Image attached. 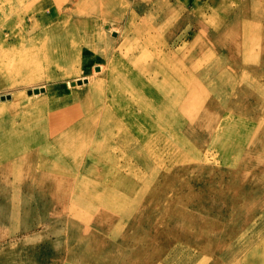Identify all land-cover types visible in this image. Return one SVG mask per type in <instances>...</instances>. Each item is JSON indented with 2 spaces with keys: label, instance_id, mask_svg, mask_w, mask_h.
<instances>
[{
  "label": "rangeland",
  "instance_id": "374dc122",
  "mask_svg": "<svg viewBox=\"0 0 264 264\" xmlns=\"http://www.w3.org/2000/svg\"><path fill=\"white\" fill-rule=\"evenodd\" d=\"M0 13V264H264V0ZM159 64L181 73L157 120L144 84ZM89 126L120 142L113 161L102 141L74 147Z\"/></svg>",
  "mask_w": 264,
  "mask_h": 264
},
{
  "label": "bare ground",
  "instance_id": "6f19581e",
  "mask_svg": "<svg viewBox=\"0 0 264 264\" xmlns=\"http://www.w3.org/2000/svg\"><path fill=\"white\" fill-rule=\"evenodd\" d=\"M8 2H10V0H8ZM22 2H23V0H22ZM13 6L12 5H10V8H12ZM57 13H59V11L58 10H56L55 11V14H54V16H57V15H59V14H57ZM0 14H2V16H0V19L1 20H4V19H6L7 18V22L5 23V25L8 23V14H5V13H0ZM43 22H47V20H46V18H44L43 19ZM0 26H2V25H0ZM20 32H19V35L22 37V38H24L25 36H27V35H30V34H32V33H34V32H30V34L28 33H24V29L23 30H19ZM22 31V32H21ZM51 34V36H52V33H50ZM2 35H3V30H1L0 31V43H3L4 44V42H3V39H1V37H2ZM66 39V38H65ZM62 44H64V42H62V43H60L59 44V46L60 45H62ZM59 46L58 47H54V48H52V51H57V52H59V51H66L67 52V50L63 47L62 49H60L59 48ZM93 55H95L96 53H97V49H91V51H90ZM68 53V52H67ZM173 54V53H172ZM170 56V55H169ZM172 57V56H171ZM178 57V56H177ZM260 60H262V59H260V57H257L256 58V61H255V63L253 64V67H255V69H259L260 68V66H262L263 64H264V62L263 61H261L260 62V65L259 66H257V68H256V63L258 62V61H260ZM176 61V60H175ZM199 59H198V61L195 63L196 65H198L199 64ZM177 62V61H176ZM178 63V62H177ZM181 65V64H180ZM236 67L235 68H233V69H238L240 66L236 63V64H234ZM234 65H232V66H234ZM168 66H169V64H168ZM264 66V65H263ZM171 67V66H170ZM181 67V66H180ZM144 70H148L146 67H144L143 68ZM158 70H156L155 71V75L154 76H157V77H152V79H150V82H148V81H146L145 82V86H148V87H150L154 92H149V94H150V96L148 97L149 99V101H155L156 103H155V105H152V110H151V112H150V114H147L146 116L147 117H154V118H156L157 120H160V119H162V116H161V109H162V105H165V102L166 103H168L167 101H168V96H169V92L168 91H166L165 92V90H167L168 89V87H172V82L170 81L171 79H174V78H179L180 77V71L178 70V69H176V66L174 65L173 67H171V68H166L165 66H163V65H160L159 64V67L157 68ZM150 73H153L154 71H149ZM212 75H216V73H218V69L217 68H215V69H213V71H212ZM161 78V81H159L157 78ZM88 78H85L84 80H87ZM87 81H89L90 82V79H88ZM133 87V86H132ZM32 94H31V97L32 96H34V92L32 91L31 92ZM30 95V94H29ZM147 100V101H148ZM100 110H101V108H100V105H95V107H94V109H93V111H94V113L92 114V116L88 119V122H91V121H93V122H95V120L96 119H98L97 118V116H98V114L100 113ZM108 116V115H107ZM174 117V116H173ZM34 119H37V117L35 116V118ZM31 120H33L32 118H31ZM0 123H5L4 122V120H0ZM35 125H38V123H35ZM45 126H48L47 125V123H45ZM84 130V132L82 133L83 134V136H82V140H76L75 141V144L77 145V146H74V147H78L79 149H81L84 145H85V139L88 137V138H90V139H92V142L93 141H98L100 144H101V141H102V147L101 148H99V150L98 151H96V153H95V155L98 157V158H100L102 161H104V162H108V160H110V161H113V150H115L114 148H120L121 147V145H120V142L119 141H117V142H115L110 136H108L107 134H104L105 136H103L102 134H100L97 130H95V129H92L91 128V126H89L88 128L86 127V128H84L83 129ZM171 131V130H170ZM159 135H160V133H159ZM147 136H145V140H147L148 138H146ZM42 150H44L43 148L39 151V153L37 154V156H35L34 157V159L32 160V161H35V159H39L40 157H41V155H42ZM73 161V159H70V162H72ZM55 163L57 164V165H59V166H62V164H64L65 162L64 161H61L60 159H56L55 160ZM48 164L46 163V164H44V166H47ZM85 166H84V164L82 165V167L81 168H84ZM8 169H14V168H11V167H9ZM40 170H44V168H42V167H40ZM87 171H89V169H86ZM38 171V170H37ZM13 173V170H7V174H12ZM67 176V175H66ZM70 176V175H69ZM64 178H66V179H69V178H67V177H63L62 179H64ZM79 179L80 178H74V180H76V181H79ZM31 187H33V186H31ZM260 194L262 195V196H264V186L262 187V190L260 191ZM254 195V194H253ZM251 200H252V198H251ZM250 200V201H251ZM249 201V202H250ZM252 205H253V210H252V212H253V214H255L256 213V210L257 209H259L260 210V208H261V206H258V207H256V201L254 200L252 203H251ZM257 205H261V204H259V203H257ZM255 206V207H254ZM249 216H247L246 218H248ZM247 222V221H246ZM246 222H244L243 224H245ZM260 229H262V230H258V232L256 233V237L257 238H260L263 234H264V227H261Z\"/></svg>",
  "mask_w": 264,
  "mask_h": 264
}]
</instances>
